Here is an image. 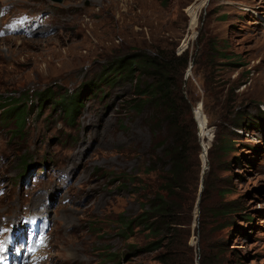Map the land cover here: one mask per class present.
Segmentation results:
<instances>
[{
  "label": "rangeland",
  "instance_id": "obj_1",
  "mask_svg": "<svg viewBox=\"0 0 264 264\" xmlns=\"http://www.w3.org/2000/svg\"><path fill=\"white\" fill-rule=\"evenodd\" d=\"M23 14L38 22L35 32L0 33V96L34 104L23 131L0 116V229L21 231L25 217L47 215L43 264H110L107 250L130 257L122 264H163L166 249L144 250L157 237L126 239L118 220L136 217L162 191L168 167L159 148L172 140L156 124L164 113L142 107L137 93L153 80L106 68L189 51L187 67L177 61L170 74L194 105L186 121H195L201 150L190 154L193 170L179 193V264H201L202 229L222 249V264H264V0H0V32ZM44 91L58 100L80 95L83 108L70 119L53 101L40 106L34 95ZM240 115L251 125L245 130L235 128ZM226 204L235 211L216 217Z\"/></svg>",
  "mask_w": 264,
  "mask_h": 264
},
{
  "label": "trees",
  "instance_id": "obj_2",
  "mask_svg": "<svg viewBox=\"0 0 264 264\" xmlns=\"http://www.w3.org/2000/svg\"><path fill=\"white\" fill-rule=\"evenodd\" d=\"M177 61L183 62V67H187L189 63V51L180 56H177L174 52L169 57L163 54H156L155 56L145 54L143 56H136L128 63L120 61L116 65L112 64L106 68V70L115 72L114 77L117 74H122L123 71L126 76H130L135 70H139L141 74L153 80L152 82H140L139 86L137 85V93L142 97H146L144 98L142 107L152 104L164 113L163 120H156V124L161 126L160 129L166 125L165 133L172 140L168 145H166L165 140L159 148L161 157L165 160L168 167L162 191H157L146 202L141 204L142 211L136 217L132 219L121 217L118 220L120 235H123L126 239L143 232H148V236L150 237H157L156 240L148 243L144 250L153 253L162 248L166 249L159 256L163 264H179L178 260L182 246V241L178 235L179 231L176 228V216L182 210L179 193L184 189L187 178L193 170L190 154L198 157L201 151L196 123L192 118L188 124L186 121V116H190L189 111L194 105L182 96L180 90L175 89L170 76L173 65ZM124 63L126 64L123 65ZM34 97L40 101V106L45 102L53 101L52 105L62 109L64 114L68 115L70 119H73L84 105L83 101L80 100V95L74 97L73 95L71 97L67 95L61 96L58 100L56 97L54 98L52 92L44 91L34 95ZM21 98L22 96L16 98L14 95L0 96L1 118L3 120L14 121L19 131H23L24 125L27 122L28 109L34 106L33 101H29L27 96L25 103L20 104ZM137 104L140 105L139 103ZM241 119L242 116L240 115V119L234 122L235 128L245 130L251 126ZM154 132H156L155 129ZM212 155L213 151L210 152V157ZM206 191L207 184H205V188L201 193V205L204 203L203 198L207 194ZM218 193L220 198H224L228 194L227 191L222 189L218 190ZM234 211L235 209L231 205H220L215 209V215L216 217H225ZM248 221L252 220L248 218ZM205 232L206 229H202L200 235L201 264H205V261L212 262V264H222L224 260L222 249L218 245H208ZM183 245L185 248H188V242H185ZM129 247L132 248L134 245L130 244ZM129 260L130 257L127 255H121L117 252L107 250L104 253L105 263L122 264Z\"/></svg>",
  "mask_w": 264,
  "mask_h": 264
},
{
  "label": "bare ground",
  "instance_id": "obj_3",
  "mask_svg": "<svg viewBox=\"0 0 264 264\" xmlns=\"http://www.w3.org/2000/svg\"><path fill=\"white\" fill-rule=\"evenodd\" d=\"M196 116L199 119V124H200V128H201V137H202V141L205 142L206 141V136L210 135V132H207V121H206V116L203 114V108L202 106L198 107L196 110ZM204 144V143H203ZM23 227H21L22 230Z\"/></svg>",
  "mask_w": 264,
  "mask_h": 264
},
{
  "label": "water",
  "instance_id": "obj_4",
  "mask_svg": "<svg viewBox=\"0 0 264 264\" xmlns=\"http://www.w3.org/2000/svg\"><path fill=\"white\" fill-rule=\"evenodd\" d=\"M55 2L61 3L63 0H54Z\"/></svg>",
  "mask_w": 264,
  "mask_h": 264
}]
</instances>
